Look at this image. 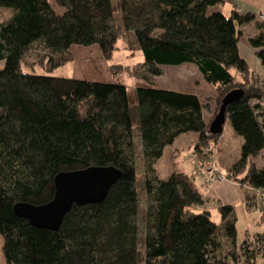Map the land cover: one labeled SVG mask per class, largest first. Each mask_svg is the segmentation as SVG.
Masks as SVG:
<instances>
[{"label":"trees","instance_id":"16d2710c","mask_svg":"<svg viewBox=\"0 0 264 264\" xmlns=\"http://www.w3.org/2000/svg\"><path fill=\"white\" fill-rule=\"evenodd\" d=\"M0 0V233L5 264H264V234L237 243L235 207L205 203L193 177L156 163L166 145L198 134L195 153L210 156L229 121L239 154L225 178L243 188L244 204L264 219V81L239 52L240 25L264 70V21L224 0ZM120 38L142 62L133 66L139 117L134 129L124 83L49 74L73 59V45L96 44L109 58ZM193 63L214 92L165 89L164 65ZM117 63L114 64V66ZM42 72H36V68ZM235 71V72H234ZM237 97L224 106V96ZM206 111L211 117L206 116ZM174 156V155H173ZM121 170L99 202L73 204L56 231L14 213L18 202L41 205L54 196V177L88 166ZM141 182V185L139 183Z\"/></svg>","mask_w":264,"mask_h":264},{"label":"rangeland","instance_id":"374dc122","mask_svg":"<svg viewBox=\"0 0 264 264\" xmlns=\"http://www.w3.org/2000/svg\"><path fill=\"white\" fill-rule=\"evenodd\" d=\"M112 1L114 2L115 0ZM236 1L242 0H224L222 3L208 7L207 13L211 14L214 11H220L224 15L230 16L234 8L242 11L238 7L239 2ZM51 4L56 11H63V7L56 5L53 0H51ZM251 4L256 6L258 5V1L251 0ZM259 7H261L260 3ZM7 14L8 12L5 9H0V21L2 20V17ZM257 18L261 19L260 16ZM242 28H244L243 32L245 36V33H247L250 27L247 25L244 27L242 25ZM239 41V52L241 56L254 68L255 63L253 62V59H255L256 56L248 38L242 37ZM116 46L117 47L114 49L112 55L109 58H105L96 44H92V46L73 45V59H71L70 62L60 65V67L53 69L49 74L56 77L83 78L103 82L112 81L115 78L120 79L124 83L126 90H128L130 112L132 113L134 129L136 130L139 112L137 110L136 90L134 89L136 79H134L132 72L133 66L137 64V62H142L144 56H142V53L139 50H130L126 45V40L124 38H120L117 41ZM115 63H117V65L114 66ZM3 66L4 63L0 60V68ZM36 72H42V70L38 67L36 68ZM155 78L159 87L169 90L174 89L181 92L196 93L200 98L204 99L214 92L213 88L209 86L207 82L203 81L202 76L193 63L185 62L181 63V65H164L163 74ZM205 114L208 118L211 117L209 111H206ZM195 134L196 132H189L178 135L172 144H168L164 147L162 157L158 159L156 166L161 177H165L168 172L175 167L185 173L187 172L193 177L197 189L205 194L209 188L214 189V186L212 185L216 180V178H212L211 175H209L210 173H213V171L209 173V163H216L217 171L226 175V166L238 156L235 153L237 142L235 139H239V137H237L233 130H231L229 121H226L223 125V131L218 137L217 143H215L214 147L211 146V149L214 148L212 154L209 157H200L198 153H195V143L193 142ZM174 152H176V156L172 159L171 156ZM228 154L230 155L228 156ZM254 159L259 165H262L264 163V150H262V153ZM226 181L230 183L234 182L229 179H226ZM139 185H141V182ZM218 191L219 189L215 188L213 193L216 194V197L220 198V203L222 202L235 207L237 218V243L243 242L246 238H255L258 234H264V219L260 216L261 211L257 206H254L253 208L245 206L243 188L238 185L237 191L233 189L228 194H224L223 191L221 192L223 194L220 195H218ZM221 195H227L228 198L226 199L230 200L231 203H225L223 200L224 198H222ZM211 200L212 199H209V202L206 201L203 205L199 204L194 206L192 209L195 212H199L206 208L211 211V218L218 222L221 219L220 214L218 208L214 207V203ZM3 241V236L0 233V264H5L1 250Z\"/></svg>","mask_w":264,"mask_h":264},{"label":"water","instance_id":"95a60500","mask_svg":"<svg viewBox=\"0 0 264 264\" xmlns=\"http://www.w3.org/2000/svg\"><path fill=\"white\" fill-rule=\"evenodd\" d=\"M237 91L228 92L220 105L218 117L224 122V106L237 96ZM222 132L221 126L217 129ZM121 170L112 165L88 166L84 169L67 170L54 177V196L41 205L18 202L13 206L14 213L25 217L33 226L56 231L73 204H88L101 201L109 191L110 186L120 176Z\"/></svg>","mask_w":264,"mask_h":264},{"label":"crops","instance_id":"0c3cea01","mask_svg":"<svg viewBox=\"0 0 264 264\" xmlns=\"http://www.w3.org/2000/svg\"><path fill=\"white\" fill-rule=\"evenodd\" d=\"M257 1H258V5H256V6L251 4V0H242V1H236V2H239L238 3L239 4L238 7L240 8V10H242V11H240L241 13L253 12V13L257 14V16H260L261 19L264 21V0H257ZM259 3H260L261 7H259ZM246 25L248 27H250V29L247 31V33H245V36H243V38H246V37L248 38V37L254 36L256 34V29L254 28V21L248 22V23L244 24L243 26L245 27ZM239 29L240 30H244V28H242V25L239 26ZM253 62L255 63V67L254 68L252 66L251 67L254 69L256 75L258 76V78H260V79H262L264 81V70L262 69V67L260 65V62L257 60L256 57H255V59H253ZM197 136H198V134L196 133L195 137H194V141H193L195 144H196ZM235 140L237 141L236 142V147H235V153H236V155H238L239 154V147H240L241 140H240V138L239 139L236 138ZM175 153L176 152L172 153V156H171L172 159L174 158V156H176ZM229 155L230 154H228V156ZM212 186H214V189L215 188L219 189L218 195H220V194H223V193H221L223 191H224V194L225 193L228 194L233 189L237 191V186L238 185L235 182H231V183L227 182L226 178H225V180H220V181L216 179ZM214 189L213 188H209V190H207L205 194L201 193L200 191L199 192L203 195V197H205V202L206 201L209 202V199H212L211 201L214 203V207L216 208L218 203H220L219 202L220 198L216 197V194L213 193ZM221 196H222V198H224L223 200H224L225 203H231L230 200L226 199V198H228L227 195H224V196L221 195Z\"/></svg>","mask_w":264,"mask_h":264},{"label":"built area","instance_id":"2783aa9c","mask_svg":"<svg viewBox=\"0 0 264 264\" xmlns=\"http://www.w3.org/2000/svg\"><path fill=\"white\" fill-rule=\"evenodd\" d=\"M216 163L212 162V163H209L208 165V170H209V173L211 171H213V173H210L211 177L212 178H216L217 180H225V175L221 174L220 172L217 171L216 169Z\"/></svg>","mask_w":264,"mask_h":264}]
</instances>
